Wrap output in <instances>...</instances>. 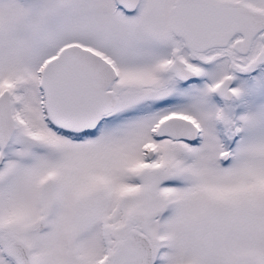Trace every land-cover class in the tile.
Returning a JSON list of instances; mask_svg holds the SVG:
<instances>
[{"label": "snow or ice", "instance_id": "snow-or-ice-1", "mask_svg": "<svg viewBox=\"0 0 264 264\" xmlns=\"http://www.w3.org/2000/svg\"><path fill=\"white\" fill-rule=\"evenodd\" d=\"M0 264H264V0H0Z\"/></svg>", "mask_w": 264, "mask_h": 264}]
</instances>
